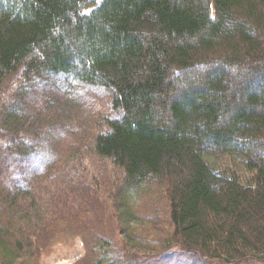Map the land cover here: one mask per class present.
<instances>
[{"label":"trees","instance_id":"1","mask_svg":"<svg viewBox=\"0 0 264 264\" xmlns=\"http://www.w3.org/2000/svg\"><path fill=\"white\" fill-rule=\"evenodd\" d=\"M51 75L112 94L119 117L95 151L135 193L165 183L189 253L264 264V0H0V264L46 249L44 235L21 234L27 193L3 181L11 158L40 146L18 88L9 97L16 84L4 85ZM218 155L239 157L252 181L213 167Z\"/></svg>","mask_w":264,"mask_h":264},{"label":"rangeland","instance_id":"2","mask_svg":"<svg viewBox=\"0 0 264 264\" xmlns=\"http://www.w3.org/2000/svg\"><path fill=\"white\" fill-rule=\"evenodd\" d=\"M13 77L4 89L16 84L9 97L18 88L17 114L33 119L40 146L11 158L3 181L28 195L20 205L30 212L23 220L29 215L31 221L22 224L21 234L33 241L44 235L46 245L39 253L34 247L25 252L21 264H223L189 253L175 237L164 182L145 181L135 193L124 172L96 153L95 137L107 130L104 120L119 117L109 91L63 75L41 76L29 85ZM5 142L0 140V160L7 157ZM208 160L244 184L252 181L235 155Z\"/></svg>","mask_w":264,"mask_h":264}]
</instances>
